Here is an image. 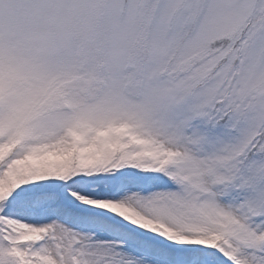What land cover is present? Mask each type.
I'll return each instance as SVG.
<instances>
[{"label":"snow or ice","instance_id":"snow-or-ice-1","mask_svg":"<svg viewBox=\"0 0 264 264\" xmlns=\"http://www.w3.org/2000/svg\"><path fill=\"white\" fill-rule=\"evenodd\" d=\"M0 264H264V0H0Z\"/></svg>","mask_w":264,"mask_h":264}]
</instances>
